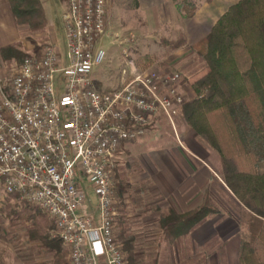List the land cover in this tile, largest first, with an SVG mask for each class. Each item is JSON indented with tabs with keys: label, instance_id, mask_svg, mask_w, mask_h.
<instances>
[{
	"label": "built area",
	"instance_id": "obj_1",
	"mask_svg": "<svg viewBox=\"0 0 264 264\" xmlns=\"http://www.w3.org/2000/svg\"><path fill=\"white\" fill-rule=\"evenodd\" d=\"M107 0H68L57 43L29 53L0 95V183L54 221L70 264H126L115 233L114 176L126 143L159 117L183 113L180 74L130 58L119 87L103 92L93 73L106 58ZM62 84V90L60 85ZM97 199L99 217L82 210Z\"/></svg>",
	"mask_w": 264,
	"mask_h": 264
},
{
	"label": "rangeland",
	"instance_id": "obj_2",
	"mask_svg": "<svg viewBox=\"0 0 264 264\" xmlns=\"http://www.w3.org/2000/svg\"><path fill=\"white\" fill-rule=\"evenodd\" d=\"M43 1L57 42L47 31L30 34L27 29L25 37L34 47L27 52L20 43V48L25 55L40 53L55 42L66 59L61 23L64 0ZM107 1L106 58L93 73L98 89L107 92L119 87L129 54L143 68H156L169 75L179 73L178 87L187 102L196 97L192 83L206 72V63L188 45L187 32L203 35L239 0H190L198 6L192 21L182 17L172 0H143L144 5L153 4L147 8L140 0ZM181 42L184 46L174 47ZM19 66V61L11 60L6 67L1 85L8 92ZM60 87L62 90V84ZM124 148L114 176V200L118 215L126 212L136 235L138 264H239L240 236L247 229L243 206L226 187L219 153L187 126L183 114L174 118V124L159 117L151 133L126 143ZM206 196L217 202L221 215L209 218L182 244H171L160 227V218L170 209L190 211ZM90 197L97 203L92 191ZM30 213L46 216L21 198L6 195L0 183V264L45 262L29 242L28 224L20 221ZM88 214L96 216L94 211ZM118 224L116 219V236L121 232Z\"/></svg>",
	"mask_w": 264,
	"mask_h": 264
},
{
	"label": "trees",
	"instance_id": "obj_3",
	"mask_svg": "<svg viewBox=\"0 0 264 264\" xmlns=\"http://www.w3.org/2000/svg\"><path fill=\"white\" fill-rule=\"evenodd\" d=\"M172 1L184 19L196 16L198 6L190 0ZM9 4L18 25L29 27L32 33L46 31L42 0H9ZM193 48L206 63V72L192 83L196 97L185 102L184 121L219 153L226 187L243 206L247 229L240 236L239 264H264V0H239L231 5ZM1 54L4 60H17L20 65L27 56L20 44L3 48ZM221 213L217 202L206 196L190 211L170 209L160 218V227L168 241L178 246ZM20 218L28 224L31 243L40 242L55 256L61 253L58 231L49 239L40 229L46 222L42 213ZM117 222L125 263L138 264L137 238L125 211Z\"/></svg>",
	"mask_w": 264,
	"mask_h": 264
},
{
	"label": "crops",
	"instance_id": "obj_4",
	"mask_svg": "<svg viewBox=\"0 0 264 264\" xmlns=\"http://www.w3.org/2000/svg\"><path fill=\"white\" fill-rule=\"evenodd\" d=\"M140 1L142 5H144V3L146 2V1L143 2V0H140ZM64 3L67 4L68 0H64L63 2H61V9H63ZM145 5H146V8L153 7V4H145ZM43 6L45 9V13H46L47 21H48L46 31L49 32L50 37L51 38L53 37V40L57 42L54 26L52 25V23H50L49 14H48V10L46 7L47 3L45 1H43ZM192 20H194V18L191 19V21ZM27 29L29 31L28 33L31 34L28 27L20 26L16 23L11 7H10V4H9V0H0V95L7 92L6 90L7 88L4 85H1V80L3 79V76L6 71V67L8 66V63H9V61L3 59L1 50L8 46H12L15 44H20V43L23 44V50H26V51L27 50L29 51L31 47H34L31 44V42H29L25 37L27 33L26 32ZM210 31L211 29L203 33V35L202 34L199 35V37L195 36L194 34L190 33V31H188L187 32V38H188V43H189L188 45L190 47H193V45H195L199 40L204 38ZM35 207L39 211L41 210L39 207L37 206ZM90 211H94L96 213V217L97 218L99 217L97 205L92 200V198H91V204L86 206L82 210V212L86 214H88V212ZM45 215H46L45 216L46 222L44 221L45 223L42 224V228L40 229H42L46 233V235L49 237V239H51V238H54L55 235H57V230H56V227L54 226L55 224L52 218L48 214H45ZM26 234H27V229H26ZM31 245L36 248L38 256H44V258H46L43 264H70L69 251L66 250L64 245L62 246L63 250H61V253L58 256L57 255L55 256L53 252L47 251L40 242H33L31 243ZM101 264H106L105 260H101Z\"/></svg>",
	"mask_w": 264,
	"mask_h": 264
}]
</instances>
